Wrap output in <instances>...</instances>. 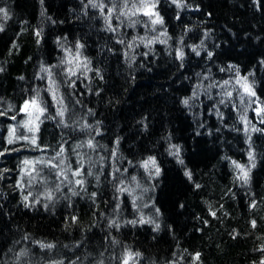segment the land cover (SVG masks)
Returning <instances> with one entry per match:
<instances>
[{
    "label": "trees",
    "instance_id": "obj_1",
    "mask_svg": "<svg viewBox=\"0 0 264 264\" xmlns=\"http://www.w3.org/2000/svg\"><path fill=\"white\" fill-rule=\"evenodd\" d=\"M0 9V264L264 262V0Z\"/></svg>",
    "mask_w": 264,
    "mask_h": 264
},
{
    "label": "snow or ice",
    "instance_id": "obj_2",
    "mask_svg": "<svg viewBox=\"0 0 264 264\" xmlns=\"http://www.w3.org/2000/svg\"><path fill=\"white\" fill-rule=\"evenodd\" d=\"M182 2H183V0H173V3H176V4H177V7H180L181 4H182ZM145 6L147 7L148 5H145ZM151 7H155V5H151ZM0 12H4V9H0ZM4 15H5V18H6V17H7V13L4 12ZM145 15H155V16H156V19H154V20L152 21L153 24H162V23H163V20H162V19H161L156 13H148V12H146ZM0 30H2V26H0ZM37 35H39V33H37ZM78 47H80V45H78ZM193 50L195 51V49H193ZM177 55H178L179 58H181V59L183 58V53H182V52H178ZM197 55H199L198 52H197ZM211 55H212V54L209 53V56H211ZM0 70H2V69H0ZM21 79H22V77H21ZM240 79H244V80H246L247 78H246V77H242V78H240ZM224 83L227 84L228 81H224ZM245 91H246V92H249L250 95H255L254 93H252V92L249 91V89H248L247 86H245ZM229 95H230V93H229ZM60 103H63V102L60 101ZM183 103H184V104H187V103H188V100H184ZM29 106H32V107L36 108V110L39 111V112H41V113H43V111H44L43 108H40V107L37 106V100H36L35 98H33V99L30 100V101H25V110H27V108H28ZM63 114H64V113H63V110L58 111V115L63 116ZM37 119H39V117H37ZM30 130H31V129H30ZM33 142H35V141L33 140ZM9 143H11V141H9ZM89 146H90V147L92 146V145H91V141H89ZM173 147H174L175 150H176L174 154L178 155V153H179V147H178V146H173ZM58 155H59V153H58ZM249 155H250V158H251V154H249ZM179 162H180L181 164L183 163L182 160H180ZM26 163H27V162H26ZM233 163H234L235 167H237L238 169H240L241 173L243 174V178H244L245 180H247V178H248V172L244 169V167L241 166L240 164H237L235 161H234ZM149 164L155 166V164H156L155 159L152 158V157H150L148 161H145V162H144V167L147 168ZM51 166H52V167H57V165H55V164H52ZM156 172L159 173V168H158V167H156ZM89 174H90V173H89ZM74 175L79 176L80 173H79V172H75ZM185 175L188 176V177L191 179V173H190V172H185ZM82 183H83V182H82L81 180H79V179L76 180V184L79 185V184H82ZM73 194H75V193H73ZM93 195H94V194H93ZM49 198H51V197L49 196ZM27 199H28L27 196H25V200H27ZM25 206H27V204H26ZM144 222H145L144 220H141V221H140V223H144ZM131 223L134 224V223H136V221H131ZM157 227H158V226H157ZM42 247H49V248H50V247H52V245H42ZM135 255L139 256L140 254H139V253H136ZM123 264H128V260L125 259L124 262H123ZM262 264H264V262H262Z\"/></svg>",
    "mask_w": 264,
    "mask_h": 264
},
{
    "label": "rangeland",
    "instance_id": "obj_3",
    "mask_svg": "<svg viewBox=\"0 0 264 264\" xmlns=\"http://www.w3.org/2000/svg\"><path fill=\"white\" fill-rule=\"evenodd\" d=\"M28 114H29V120H33L35 117H36V108L30 106L29 107V111H28Z\"/></svg>",
    "mask_w": 264,
    "mask_h": 264
}]
</instances>
